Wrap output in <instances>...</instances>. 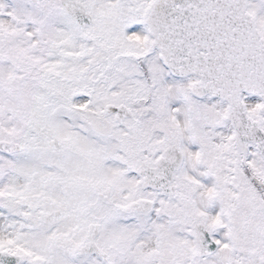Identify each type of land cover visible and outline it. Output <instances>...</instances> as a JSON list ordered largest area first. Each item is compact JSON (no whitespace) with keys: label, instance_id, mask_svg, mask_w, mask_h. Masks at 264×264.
Wrapping results in <instances>:
<instances>
[{"label":"snow or ice","instance_id":"obj_1","mask_svg":"<svg viewBox=\"0 0 264 264\" xmlns=\"http://www.w3.org/2000/svg\"><path fill=\"white\" fill-rule=\"evenodd\" d=\"M0 264H264V0H0Z\"/></svg>","mask_w":264,"mask_h":264}]
</instances>
